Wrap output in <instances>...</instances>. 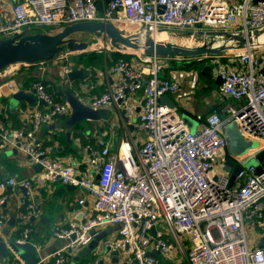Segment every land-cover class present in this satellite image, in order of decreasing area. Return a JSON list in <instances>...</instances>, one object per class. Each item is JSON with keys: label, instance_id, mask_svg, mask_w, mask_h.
I'll use <instances>...</instances> for the list:
<instances>
[{"label": "built area", "instance_id": "2783aa9c", "mask_svg": "<svg viewBox=\"0 0 264 264\" xmlns=\"http://www.w3.org/2000/svg\"><path fill=\"white\" fill-rule=\"evenodd\" d=\"M5 5L7 0H0V36L32 26L80 22H125L153 37L264 28V0H18L9 16L3 11ZM131 55L117 58L106 69L120 80L108 84L91 101L85 102L73 88L94 110L114 107L125 130L116 152L97 135L96 145L86 136L83 162L52 157L56 145L43 143L37 135L43 126L70 114L71 107L43 82L34 88L44 103L24 111L28 124L13 128L0 116V152L17 150L28 164L41 167L31 178L0 181V206L7 202L10 188L26 190L16 211L21 225L17 242H29L34 222L43 214L34 196L35 185L60 181L79 188L82 197L75 216L53 230L52 237L65 242L51 254L53 264H73L107 225L120 227L116 237L100 242V248L109 254L118 251L122 264H161L156 252L178 263L179 250L185 264H264V245L256 238L258 230L264 231V168L258 174L255 166L242 165L264 150V58L254 48H246L227 54L234 60L209 64L212 76L221 78L218 93L240 105L226 104V116L219 109L204 118L198 116L201 124L192 131L178 108L163 102L180 89L177 79L165 76L178 67L179 59ZM72 68L65 65L64 74ZM2 75L10 77L11 69ZM4 89L12 95L19 87L9 80ZM141 90L142 100L137 95ZM233 122L248 141L259 146L235 157L242 169L231 186L225 170V128ZM7 219L6 212L0 213V237L5 241L9 240L4 233ZM10 254L7 264H27L20 253L12 250Z\"/></svg>", "mask_w": 264, "mask_h": 264}, {"label": "crops", "instance_id": "0c3cea01", "mask_svg": "<svg viewBox=\"0 0 264 264\" xmlns=\"http://www.w3.org/2000/svg\"><path fill=\"white\" fill-rule=\"evenodd\" d=\"M16 2H18V0H7V5L3 7V11L7 16L10 15L11 6ZM94 47H96L95 44L90 47V50L95 49ZM100 53L104 54L105 62L106 58L109 56V63L111 62V65L109 64L110 66L92 67V62L87 60H84L86 62L81 64L78 63L79 60L90 58V56L76 59L63 58L64 60L62 59L59 64L50 63L44 66L42 65V67L38 66V64L29 65L28 67L22 68V71H18L19 73L12 77H6L0 74V116L13 128H20L28 124L27 122L29 121L24 115V111L40 104L33 92L35 89L34 85L38 82L45 83L50 89L54 90L57 95L60 90L71 89L73 91L77 88L76 90L80 91V98L86 100L85 102H89L92 98L100 95L108 84H118L120 80L119 75L114 73L109 75L106 73V69L110 68L113 64V55H111L109 51ZM66 63L72 66L73 69H85L88 71L85 84L79 80L70 83L64 79L63 75ZM205 65H207V63ZM194 66L188 63L186 65L183 63L182 66L178 64L177 68L165 72V76H171L180 82V89L177 93L169 94L168 97L163 98V102L176 106L178 111L180 108H183L184 111L192 115L195 118L194 127L197 129L201 124V120L198 119V116L204 118L214 109L222 110L223 116H226L223 112L226 104L239 106L240 103L225 99L218 93V85L212 74L209 78L203 77L205 78L203 85L194 91V98H191L190 90L192 85L199 82L200 78L198 74L202 77L201 68ZM9 80L15 81L20 89H24L26 92L34 95L36 99L35 106H30L26 102H20L17 108H11V95L4 89V85ZM143 94L144 90L138 92L137 95L139 99L142 100ZM60 98L64 100L62 97ZM106 110H108L106 118H100L95 121L86 120L71 128L65 124L66 119L69 118L71 114L70 112V114L56 120L51 125L43 126L37 135L38 139L45 144H55L56 148L52 152V157L64 160L65 162L77 161L80 163L84 161L87 153L84 146L88 141L86 136L92 138L93 145L97 143V135L103 136L112 146V151L116 152L121 141L125 138V131L123 130L122 121L114 111V107L109 106ZM228 126V128H232V126ZM68 134H71V136ZM225 156L226 159H235V156L229 150V146L225 152ZM26 159L27 158L20 152H18V154L13 153L8 155H6V151L0 152V181H7L10 178H15L20 181L31 178L40 171V168L37 166L28 164ZM68 187L69 186L64 185L60 181L48 182L47 184L35 185L34 187V196L39 202L43 214L39 219L35 220V231L29 238V242L36 246L44 264H51V254L65 243L63 240L54 239L52 237L54 228L57 226H65L69 220L75 216L74 211L78 207V200L82 197V192L79 188H75L74 186V188H72V186L71 188ZM7 194V202L0 206V213L6 212L8 215L4 233L9 239L17 241L20 235L21 225L19 219L16 217V211L19 206L20 198L26 195V190L21 186H15L10 188ZM117 230V226L107 225L103 231L108 232L107 237L114 238L117 236ZM17 251L20 254L23 252L21 249H17ZM180 253L183 252L181 250L177 252L178 258ZM155 254L161 264H183L181 260L178 261V263L176 261H168L158 252ZM93 255L95 258L92 260L102 258L106 260V264H122L118 256H114L113 254L103 255V249L101 248ZM116 257L119 260L115 262L113 259ZM11 259L12 255L8 253L0 258V264H7Z\"/></svg>", "mask_w": 264, "mask_h": 264}, {"label": "water", "instance_id": "95a60500", "mask_svg": "<svg viewBox=\"0 0 264 264\" xmlns=\"http://www.w3.org/2000/svg\"><path fill=\"white\" fill-rule=\"evenodd\" d=\"M110 0H106L108 3ZM97 8L102 10V4L98 3ZM49 29V30H48ZM123 33V29L114 25L111 22H80L67 26H32L9 35L0 36V72L8 68L9 66L16 64L35 65L39 63L49 62L54 58L63 56L66 51L78 52L84 51L92 47L89 45L91 37L96 35H102L104 43L112 41L117 45V41L110 35L120 38L123 42L127 43L128 51H118L123 54H145L155 55L159 57H166L170 59H197L207 55L222 56L227 53L235 51L256 48L255 39H258L264 34V28L251 31V32H226V31H198L190 33L191 38L200 37L204 41L200 45H191L183 48L172 42L157 41L151 34L144 32V43H134L130 41ZM137 33V32H134ZM139 34V33H137ZM141 36V34H139ZM220 40L221 42H217ZM216 41V42H215ZM113 44V45H114ZM96 45V44H95ZM119 45V44H118ZM258 47V45H257ZM142 50V52H138ZM178 62H176L177 65ZM67 65V63L65 64ZM201 68L202 77L209 78L212 74V66L207 64ZM64 79L73 83L77 80L85 84V80L88 76V71L85 69H73L68 73H65ZM216 84H221V78H216ZM35 93V89L33 90ZM58 95L67 101L71 107V114L66 119L65 124L68 127L76 126L83 121H95L100 118H106L108 110H94L90 106L84 104L80 98L71 90H60ZM167 97V96H165ZM164 97V98H165ZM20 102H26L30 106H35L36 99L34 95L26 92L24 89H18L17 92L11 95L10 107L17 108ZM43 104V101H39ZM232 128H226L225 135L228 139L229 150L235 157L244 155L249 149L257 148L258 142L248 141L239 131L236 124L230 125ZM190 130L195 131L194 123L189 125ZM71 136V134H68ZM246 140V141H245ZM18 154L17 150L6 151L8 154ZM255 166L257 173H261L264 168V150L258 152L255 155ZM41 169L40 166H37ZM242 166L236 163L233 159H228L225 162V170L230 173V185L232 186L236 175L241 171ZM68 188H71L69 186ZM72 188H74L72 186ZM20 221V220H19ZM120 227V226H117ZM155 231V229L153 230ZM108 232L101 231L97 234L94 240L84 248L78 256L74 258L73 264H82L86 259L89 261H97V264H106V260L99 258L98 260H92L94 253L99 250L100 242L107 237ZM31 237V236H30ZM261 244L264 245V237L261 240ZM23 250L22 256L27 264H44L41 260V256L38 253V249L31 242L25 244L18 243L15 240H3L0 237V258L10 253L12 250ZM19 253V252H18ZM108 250L103 249V255H108ZM114 256H118V251H114ZM115 262L119 259L116 257L113 259ZM87 262V264L92 263Z\"/></svg>", "mask_w": 264, "mask_h": 264}, {"label": "rangeland", "instance_id": "374dc122", "mask_svg": "<svg viewBox=\"0 0 264 264\" xmlns=\"http://www.w3.org/2000/svg\"><path fill=\"white\" fill-rule=\"evenodd\" d=\"M253 1H254V3H257V2L262 1V0H253ZM114 25L117 26V27H119V28H121V29H123L124 32H128V34H132L134 32H137V33L145 36L144 31L142 29L138 28L135 25H131V24L125 23V22H120L119 25H116V24H114ZM208 31H214V30H208ZM174 35H176V36L178 35L177 37H182V38H191V36H188V35H185V34L184 35H182V34H174ZM198 38H200V37H198ZM198 38L197 37L193 38L194 42L196 41V43H195L196 45H200L204 41L203 38H201V39H198ZM216 41L217 42H221L220 40H216ZM92 44H96L95 45L96 47H94L95 49H91V50H88V51H78V52L66 51L65 53H63V56L54 58L53 60H51L49 62L39 63L38 66L42 67V65L44 66L45 64H50V63L59 64V62L63 58L64 59L65 58L76 59V58L90 57V56H93V55H96V54L98 55L100 52H107V51H109L112 54L121 53L117 49H114L111 46L110 41H108L107 43H104V39H103V36L102 35H96L94 37H91L90 40H89V45H92ZM254 49H255V51H256V53H257V55L259 57L264 58V44L261 45V47H256ZM227 54L222 55V56H217V55L202 56V57H200L202 59H200V61H197L199 63H192V62H194L192 60H187V59L181 60V59H179V60H177V62H178L177 65L178 64H181V66H182L183 63H184V65H186L188 63V64H191L192 66L195 65L194 67H202L206 63L207 64H210L214 60H221L222 61V60H234L235 59L234 57H232V59H230L231 56L229 55V57H227L228 56ZM215 57H217V58H215ZM28 66L29 65H25V64H16L14 66L12 65V66H9L8 68H6L5 70H3L2 71V74H4L5 71H8L9 69H11V75L12 76H14V75L16 76L20 71H22L21 70L22 68H25V67H28ZM175 66H176V62H175ZM11 75H10V77H12ZM198 76L200 78L199 79V82L197 84H195V85H192L191 90H190V97L191 98H194V91L197 88H199L200 86H202L203 85V82L205 81V78L201 77L199 74H198ZM179 113L183 117V119L185 121V124L188 127H189L190 124L195 123V118L192 115H190L188 112L184 111L183 108H180L179 109ZM232 124H236L237 125L236 122H233ZM257 144L259 145V142ZM255 159H256L255 156H250L249 158H247L246 160H244V162L242 163V165L245 166V167H248L250 165H255ZM263 234H264V231L258 230V233H256V238L260 241L262 239V235ZM177 259H178V261L181 260V262L183 264H185V262H184V254L183 253H180L179 254V258L177 256Z\"/></svg>", "mask_w": 264, "mask_h": 264}, {"label": "bare ground", "instance_id": "6f19581e", "mask_svg": "<svg viewBox=\"0 0 264 264\" xmlns=\"http://www.w3.org/2000/svg\"><path fill=\"white\" fill-rule=\"evenodd\" d=\"M130 41L134 42V43H140L143 44L144 43V36L143 35H139L137 33H132V34H128V33H123ZM190 36L189 34H185ZM114 40L117 41V45H115L113 43V40L110 41L111 46L114 49H118L119 51H128L129 52V48L127 46V43L123 42L120 38L114 37L113 35H110ZM178 36V35H177ZM174 34H168V33H160V34H156L154 35L155 39L157 41H162V42H172L175 43L183 48L189 47L191 45H196V41L194 42L193 39L191 38H182V37H177ZM196 40V39H195ZM114 44V45H113ZM264 44V34H262L258 39H255V45L257 47H261V45ZM109 45V44H108ZM89 49H86L84 51H88ZM240 51V50H239ZM138 52H142V50H139Z\"/></svg>", "mask_w": 264, "mask_h": 264}, {"label": "trees", "instance_id": "16d2710c", "mask_svg": "<svg viewBox=\"0 0 264 264\" xmlns=\"http://www.w3.org/2000/svg\"><path fill=\"white\" fill-rule=\"evenodd\" d=\"M111 55H113V57H114V59H113V61H112V63H114L116 60H117V58H119V57H122V56H124V57H126V58H130L132 55L131 54H122V53H115V54H112V53H110ZM84 60H87V61H90V62H92L91 64V66L92 67H103V66H110L111 65V62L109 63V56L106 58V62H105V57H104V54L103 53H99L98 55H96V56H91L90 58H84L83 60H79L78 61V63H83V62H86V61H84ZM191 60H193V59H191ZM192 63H199V62H197V61H194V62H192ZM110 64V65H109ZM57 98L58 99H61L60 98V96H58L57 95ZM155 254V253H154ZM156 255V254H155ZM157 256V255H156ZM89 261V259H86V260H84L83 262H82V264H87V262ZM91 262H93V261H91ZM51 264H53V262L51 263ZM81 264V263H80Z\"/></svg>", "mask_w": 264, "mask_h": 264}]
</instances>
